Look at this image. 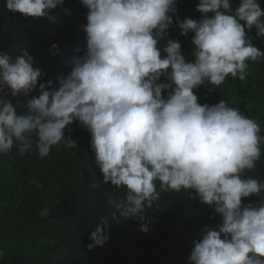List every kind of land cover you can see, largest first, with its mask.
<instances>
[{
    "label": "clouds",
    "instance_id": "obj_1",
    "mask_svg": "<svg viewBox=\"0 0 264 264\" xmlns=\"http://www.w3.org/2000/svg\"><path fill=\"white\" fill-rule=\"evenodd\" d=\"M5 4L34 20L51 18L64 0ZM81 4L88 9L87 24L81 25L86 50L71 58V71L58 78V88L50 80L38 86L43 73L27 49L14 58L0 55V92L25 98L20 113L0 96V154L15 146L24 155L33 137L41 159L61 142L76 148L65 129L79 122L91 134L103 183L126 189L123 200H108L120 216L138 219L147 233L143 213L159 199L157 181L167 191L191 190L222 223L193 241L189 264H264V200L242 206V199L264 193V182L243 177L261 157V127L223 99L201 105L193 91L206 81L215 86L228 77L243 81L248 62L264 58L247 35L255 28L264 37V8L258 0H240L233 12L231 0H199L202 19L176 16L181 35L194 33V61L186 62L181 44L167 38L177 0ZM51 49L59 51L56 44ZM161 77L168 82H158ZM37 86L40 95L29 98ZM162 92H168L166 99ZM109 220L103 217L91 232L90 251L107 243Z\"/></svg>",
    "mask_w": 264,
    "mask_h": 264
},
{
    "label": "trees",
    "instance_id": "obj_2",
    "mask_svg": "<svg viewBox=\"0 0 264 264\" xmlns=\"http://www.w3.org/2000/svg\"><path fill=\"white\" fill-rule=\"evenodd\" d=\"M198 3L177 0L176 15L167 30V38L181 44L186 62L194 61V33L181 35L176 16L181 21H199L203 14L196 11ZM239 3L231 0L233 12ZM258 3L264 8V0ZM87 13L81 0H64L51 18L25 19L7 10L5 0H0V55L14 58L27 49L34 67L43 73L38 86L50 80L51 88H58V78L71 71V58L83 56L86 50L81 25L87 24ZM247 35L253 46L264 51V37H258L255 28ZM165 43L161 40L159 44L162 56L166 55L162 51ZM53 44L58 45V52L51 49ZM248 64L243 81L228 77L220 86L206 81L193 91L201 105H215L223 99L240 109L259 123V134L264 136V58ZM158 82L168 81L161 77ZM38 86L29 98L40 95ZM167 95L162 92L163 98ZM0 96L17 99L13 105L24 112L23 96L14 98L7 89ZM65 138L76 141V148L61 142L43 159L35 137L30 140L29 152L22 156L15 146L0 154V264H189L193 241L201 239L205 228L221 225L222 217L203 204L195 192L167 191L157 181L159 199L143 213L149 231L141 232V221L120 216L108 203L110 196L123 200L126 189L103 183L90 148L91 134L74 122L65 129ZM243 177L264 182V145L255 169L246 170ZM93 183L97 188L91 187ZM259 200H264V193L242 199V206L256 205ZM105 216L110 219L109 239L90 251L89 236Z\"/></svg>",
    "mask_w": 264,
    "mask_h": 264
},
{
    "label": "rangeland",
    "instance_id": "obj_3",
    "mask_svg": "<svg viewBox=\"0 0 264 264\" xmlns=\"http://www.w3.org/2000/svg\"><path fill=\"white\" fill-rule=\"evenodd\" d=\"M16 100H17V99H11L10 101H11V102H14V101H16Z\"/></svg>",
    "mask_w": 264,
    "mask_h": 264
}]
</instances>
